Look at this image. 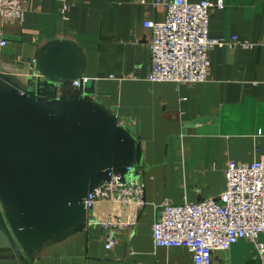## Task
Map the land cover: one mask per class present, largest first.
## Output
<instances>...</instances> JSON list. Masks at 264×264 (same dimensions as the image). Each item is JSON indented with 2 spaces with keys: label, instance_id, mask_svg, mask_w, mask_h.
I'll return each instance as SVG.
<instances>
[{
  "label": "crops",
  "instance_id": "obj_1",
  "mask_svg": "<svg viewBox=\"0 0 264 264\" xmlns=\"http://www.w3.org/2000/svg\"><path fill=\"white\" fill-rule=\"evenodd\" d=\"M197 1V0H190ZM24 0L21 18L0 20L7 43L0 69L47 103L72 96L73 84L46 76L39 50L54 40L74 44L81 75L92 79V97L110 109L141 142L134 177L144 182V204L132 225L105 229L95 217L69 234L47 239L16 264H192L186 246L153 244L152 221L164 201L216 197L224 188L228 160L251 161L264 153V0H224L208 17V33L221 38L206 51L205 79L196 83L149 81L151 30L167 7L155 0ZM247 41L243 46L228 42ZM111 75L113 77H111ZM114 210L101 200L94 214ZM264 247V232L258 234ZM8 253V251H6ZM212 264H262L256 243L241 237L214 250Z\"/></svg>",
  "mask_w": 264,
  "mask_h": 264
},
{
  "label": "water",
  "instance_id": "obj_2",
  "mask_svg": "<svg viewBox=\"0 0 264 264\" xmlns=\"http://www.w3.org/2000/svg\"><path fill=\"white\" fill-rule=\"evenodd\" d=\"M45 75L79 84L72 96L47 103L0 69V263L16 264L47 239L63 238L90 209L84 198L93 187L124 178L140 164L141 142L83 82L77 47L63 40L37 55ZM8 251V253H6Z\"/></svg>",
  "mask_w": 264,
  "mask_h": 264
},
{
  "label": "built area",
  "instance_id": "obj_3",
  "mask_svg": "<svg viewBox=\"0 0 264 264\" xmlns=\"http://www.w3.org/2000/svg\"><path fill=\"white\" fill-rule=\"evenodd\" d=\"M60 2L58 10L65 16L67 2ZM154 3L164 4L167 11L162 20L143 21L151 30L152 66L147 79L182 84L203 81L209 62L206 51L225 43L208 33L210 10L224 7V0H155ZM23 4L24 0H0V20L21 18ZM6 43L0 31V49ZM228 43L249 44L237 38ZM82 79L84 82L88 77ZM72 84L77 86L79 79L74 78ZM135 168L127 165L124 178L110 172V179L93 187L84 198V207L91 210L85 220L94 216L102 224L106 248L115 244L112 229L134 224L145 202L144 182L134 177ZM224 171V188L216 197L160 204L151 227L155 247L186 246L192 254V264H212L214 250L228 249L239 238L247 237L256 243L257 251L264 257V247L257 240L258 234L264 232V153L251 161L230 159ZM101 200L114 207L106 216L94 214Z\"/></svg>",
  "mask_w": 264,
  "mask_h": 264
}]
</instances>
